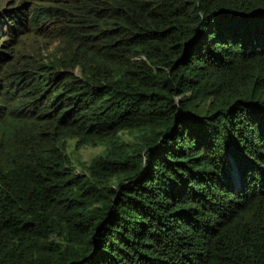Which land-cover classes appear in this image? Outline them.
Returning <instances> with one entry per match:
<instances>
[{
    "label": "trees",
    "instance_id": "trees-1",
    "mask_svg": "<svg viewBox=\"0 0 264 264\" xmlns=\"http://www.w3.org/2000/svg\"><path fill=\"white\" fill-rule=\"evenodd\" d=\"M23 1L0 7V264H264V0ZM73 138L103 147L83 172Z\"/></svg>",
    "mask_w": 264,
    "mask_h": 264
},
{
    "label": "rangeland",
    "instance_id": "rangeland-1",
    "mask_svg": "<svg viewBox=\"0 0 264 264\" xmlns=\"http://www.w3.org/2000/svg\"><path fill=\"white\" fill-rule=\"evenodd\" d=\"M18 2H21V0H3L0 2V7L3 6L4 7L3 9L6 8L8 9L10 5L19 4ZM33 7L34 4L32 3V0H29L28 3L25 2V10L27 12L32 11ZM42 36L43 37H40L37 34H32L26 38H23V41L20 43V49L18 55H21L23 59L26 60L28 58L27 55H34L33 46H38L37 47L38 51H40L41 49H47V46H49V43H51V39H49L48 36L46 35H42ZM52 46L53 45L50 46L49 50L52 48ZM47 53L49 54V56H51L50 52ZM67 152L70 155L72 164L77 168V172H83L84 165L89 164L90 160L93 157L101 154L103 152V147L102 146L94 147V146L86 145V146H82L80 149H77L76 139L73 138V139H69L67 142Z\"/></svg>",
    "mask_w": 264,
    "mask_h": 264
},
{
    "label": "clouds",
    "instance_id": "clouds-1",
    "mask_svg": "<svg viewBox=\"0 0 264 264\" xmlns=\"http://www.w3.org/2000/svg\"><path fill=\"white\" fill-rule=\"evenodd\" d=\"M1 1H3V0H1ZM1 1H0V2H1Z\"/></svg>",
    "mask_w": 264,
    "mask_h": 264
}]
</instances>
